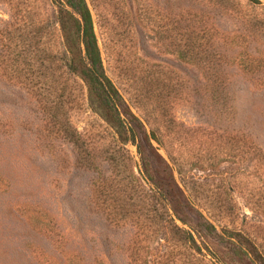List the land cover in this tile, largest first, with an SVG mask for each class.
<instances>
[{"label": "rangeland", "instance_id": "1", "mask_svg": "<svg viewBox=\"0 0 264 264\" xmlns=\"http://www.w3.org/2000/svg\"><path fill=\"white\" fill-rule=\"evenodd\" d=\"M87 2L106 73L130 109L147 130L159 127L167 147L188 163L185 180L215 200L219 229L263 249L264 3ZM56 5L0 0V264H134L139 219L157 210L163 221L166 210L128 159L131 152L138 160L136 148L125 145L126 152L90 107L84 82L64 66L35 64L38 55L63 58ZM203 28L208 58L198 49L187 55L186 44L197 43ZM217 38L223 78L204 68L216 57ZM222 86L218 99L213 88ZM64 117L78 132L76 143ZM167 118L185 125L183 132L200 131L172 132ZM148 247L157 257L159 243Z\"/></svg>", "mask_w": 264, "mask_h": 264}, {"label": "trees", "instance_id": "2", "mask_svg": "<svg viewBox=\"0 0 264 264\" xmlns=\"http://www.w3.org/2000/svg\"><path fill=\"white\" fill-rule=\"evenodd\" d=\"M56 3L55 24L63 46V58L57 55L51 58L44 55L41 58L38 55L37 61L35 54L29 56L36 60L38 66L44 63L56 68L64 66L67 73L84 82L90 107L113 129L117 142L126 152L125 145L136 148L138 160L131 152L127 153L128 159L134 162L139 176L150 186L149 190L166 210L163 221L158 220L157 210L152 212L154 217L147 221L139 219L133 241L134 264H264V248L261 249L240 232L219 229L212 217L215 200L200 197L196 193L204 187L185 180L188 163L180 161L167 147L160 136L159 127L154 128V125L147 130L130 109L119 88L106 73L95 21L87 0H55ZM244 3L246 6L242 7L263 5L264 0H244ZM262 25L261 21L254 24L258 30ZM202 31L203 35L197 43L186 44L187 55L194 56V51L198 49V55L208 58L204 36L207 31L205 28ZM191 38L194 39V36ZM216 44V57L211 65L206 63L204 68L214 78H223L224 56L219 38ZM32 46L27 48L28 51ZM250 66L252 68V64ZM224 89V86L213 88L216 98H221ZM56 110L63 117L61 103ZM165 123L172 132L193 134L200 131L190 129L183 132L187 127L172 118H167ZM62 124L69 139L76 143L78 132L72 129L67 117H64ZM160 148L165 150L166 156L159 152ZM221 206L223 208L222 203ZM141 221L144 223L140 224ZM154 241L159 243V248L158 256L152 259L147 250Z\"/></svg>", "mask_w": 264, "mask_h": 264}]
</instances>
